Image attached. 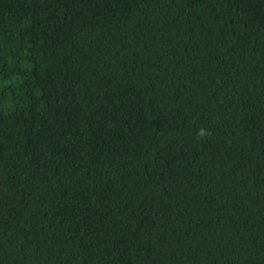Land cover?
I'll return each instance as SVG.
<instances>
[{"label": "trees", "instance_id": "16d2710c", "mask_svg": "<svg viewBox=\"0 0 264 264\" xmlns=\"http://www.w3.org/2000/svg\"><path fill=\"white\" fill-rule=\"evenodd\" d=\"M0 264H264V0H0Z\"/></svg>", "mask_w": 264, "mask_h": 264}]
</instances>
